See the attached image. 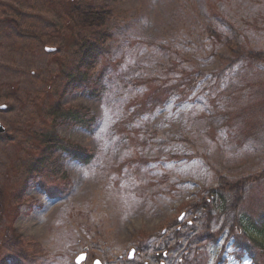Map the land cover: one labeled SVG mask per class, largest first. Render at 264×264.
<instances>
[{
    "label": "rangeland",
    "instance_id": "1",
    "mask_svg": "<svg viewBox=\"0 0 264 264\" xmlns=\"http://www.w3.org/2000/svg\"><path fill=\"white\" fill-rule=\"evenodd\" d=\"M69 2L114 16L99 30L110 38L87 74L89 88L60 95L59 73L89 32L69 17ZM235 46L264 52V0H0V264H75L83 252L82 264H153L156 245L174 243L178 217L192 221L191 206L216 186L215 172L237 179L260 170L264 99L251 92L240 114L238 101L227 109L232 119L210 117L224 109L216 97L234 76L264 79L261 64L225 69ZM183 72L196 79L191 91L173 90L152 112L132 115L135 101ZM54 101L95 120L88 129L53 122ZM242 121L260 125L258 139L236 142ZM52 130L89 152L88 161L53 150L42 174L28 177ZM248 234L264 246V233ZM232 241L223 232L183 264H253ZM171 257L166 264L181 256Z\"/></svg>",
    "mask_w": 264,
    "mask_h": 264
},
{
    "label": "trees",
    "instance_id": "2",
    "mask_svg": "<svg viewBox=\"0 0 264 264\" xmlns=\"http://www.w3.org/2000/svg\"><path fill=\"white\" fill-rule=\"evenodd\" d=\"M67 4H69L67 6L69 17L76 20L79 26L88 28L89 32L87 37L81 38V40L76 43L72 60L65 68L61 69L59 73L57 86L59 85L61 89L60 95L76 86L85 85L88 87V85H86L87 74L94 68L97 61L105 56L107 50L105 41L110 38L104 31L99 30L105 28L114 16L111 11L93 10L79 4H72V2ZM93 28L96 31L92 32ZM18 33L31 36L30 33L20 30H18ZM229 54L230 57L225 59V63L227 62L225 69L229 68V65L235 62L264 65V52L261 51H251L241 46H235V48L229 49ZM248 79L247 76L242 78L238 75L230 79L223 91L216 97V99L221 101L224 109H217L210 117L216 118V116H218L228 119L230 116L231 118L233 112H227V109L234 106L238 101L239 105L235 108L232 107L231 110L234 108V110H237L239 113L241 106L245 103L243 102L242 105H240V101H245L244 97L251 92L256 94L257 97L259 96L258 100L261 102L264 99V79L257 84L253 81H248ZM179 80L178 83L171 87L155 86V88H153L152 86L153 90H150L149 93L144 94L142 98L134 102V113H132V115L138 116L146 112H152L156 106H159L167 96L173 92V90H176L180 94L187 93L191 91L196 84V79L192 76V73L186 74V72H183ZM181 87L187 92L179 89ZM57 88L58 87H56V89ZM48 108L47 114L53 119V122L55 119H61L88 129L89 125L95 120L93 117L86 116L83 110L62 108L58 101H54L52 105H48ZM242 117L245 118V116ZM238 129L236 134L239 132L245 134L244 137H241L242 140L236 142H244V139H249L251 137L258 139V134L261 133L260 125L255 121L249 123L242 121ZM40 139L42 140L40 144L44 152L39 159L26 166L25 173L28 174V177L29 175L37 176L42 174V170L46 166V161L49 159L53 150H59L65 153L69 158L77 161H88L89 152H86V150L79 145L61 143L53 130L44 133ZM215 175L217 179L216 186L208 190L206 196H202L198 204L191 206L190 215L192 216V224L186 226L185 230L181 233L174 232V243L172 246L163 244L162 250L166 253L170 251L172 255L178 254L181 257L177 263L183 264L184 262L192 261L196 255L201 253L198 246L203 243L215 241L223 232H226L229 239L233 240L232 242L235 249L245 252L246 255L249 254L253 264H262V261L264 262V246L256 242L250 234H248V231H252L255 234L264 233V166L248 176L237 179H229L220 171L215 172ZM216 224L220 226L214 231L213 229ZM254 230H256V232ZM237 236H241L243 241L236 238ZM147 238L149 239V237L143 235L142 242L144 243L148 240ZM192 246H194L193 249ZM177 247H181V249L186 248V250L180 251L181 249L178 250ZM142 250L143 246H139L137 253H142ZM161 251L158 249L156 251L157 255L152 256L153 264H160L157 257L161 258L163 256ZM13 253L16 256H21L19 253H16L15 249Z\"/></svg>",
    "mask_w": 264,
    "mask_h": 264
},
{
    "label": "water",
    "instance_id": "3",
    "mask_svg": "<svg viewBox=\"0 0 264 264\" xmlns=\"http://www.w3.org/2000/svg\"><path fill=\"white\" fill-rule=\"evenodd\" d=\"M47 52H53V49H46ZM0 109H3V107H1ZM5 131V129L2 127V125L0 124V134H2L3 132ZM132 254V257H133V254H134V250H131L129 252V255ZM128 255V256H129ZM86 258V254L82 253L80 255L77 256V258L75 259V263L76 264H81ZM129 258V257H128ZM130 259V258H129ZM101 264L100 261L98 259L94 260L92 264Z\"/></svg>",
    "mask_w": 264,
    "mask_h": 264
},
{
    "label": "snow or ice",
    "instance_id": "4",
    "mask_svg": "<svg viewBox=\"0 0 264 264\" xmlns=\"http://www.w3.org/2000/svg\"><path fill=\"white\" fill-rule=\"evenodd\" d=\"M188 214H190V213H188ZM183 219H184V217L182 216V217H181V220H183ZM129 258H130V259L132 258V254L129 255ZM97 264H98V262H97Z\"/></svg>",
    "mask_w": 264,
    "mask_h": 264
}]
</instances>
